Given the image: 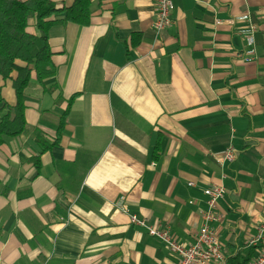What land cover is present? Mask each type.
Listing matches in <instances>:
<instances>
[{
    "label": "crops",
    "instance_id": "obj_1",
    "mask_svg": "<svg viewBox=\"0 0 264 264\" xmlns=\"http://www.w3.org/2000/svg\"><path fill=\"white\" fill-rule=\"evenodd\" d=\"M156 4L103 0L89 26L50 29L57 74L31 79L26 129L0 145V264H179L129 215L191 245L215 183L224 254L251 253L264 220V0H174L159 34ZM246 13L252 62L234 26L216 24ZM15 78L0 76L8 105Z\"/></svg>",
    "mask_w": 264,
    "mask_h": 264
},
{
    "label": "trees",
    "instance_id": "obj_2",
    "mask_svg": "<svg viewBox=\"0 0 264 264\" xmlns=\"http://www.w3.org/2000/svg\"><path fill=\"white\" fill-rule=\"evenodd\" d=\"M102 2L72 0L70 6H64L51 0H0V76L5 81L12 80L16 73L12 82L14 105L4 101L0 87V145L6 138L19 137L26 129L24 95L31 79L35 77L42 83L57 74L49 45L50 29L68 24L89 26L92 14ZM32 20L36 34L28 32ZM72 100L73 97L70 104ZM64 127L62 120L53 144L42 143L44 151L58 144ZM252 253L251 250L244 257L239 253L225 256L229 264H247Z\"/></svg>",
    "mask_w": 264,
    "mask_h": 264
},
{
    "label": "built area",
    "instance_id": "obj_3",
    "mask_svg": "<svg viewBox=\"0 0 264 264\" xmlns=\"http://www.w3.org/2000/svg\"><path fill=\"white\" fill-rule=\"evenodd\" d=\"M173 11L174 0H157L155 20L152 25L157 34L171 27ZM216 24L234 26L236 34L244 39L247 46L242 55L244 62H252L256 59L255 34L258 28L249 13L226 21L218 20ZM234 160L235 152L233 149H229L224 153L222 163ZM193 185V183H189V186ZM202 192L207 199L206 206L200 212L201 225L195 235V241L191 245L180 244L168 230L153 227L146 220L140 219L134 214L129 215L130 223L145 229L148 235L164 243L169 251L179 258V264H229L219 236L213 227V223L221 220L216 209L218 202L226 196V188L221 183H215L203 188ZM124 202V198L120 197L115 206L129 214ZM246 245L253 250V255L247 264H264V220L259 224L257 233L247 241Z\"/></svg>",
    "mask_w": 264,
    "mask_h": 264
},
{
    "label": "rangeland",
    "instance_id": "obj_4",
    "mask_svg": "<svg viewBox=\"0 0 264 264\" xmlns=\"http://www.w3.org/2000/svg\"><path fill=\"white\" fill-rule=\"evenodd\" d=\"M247 246V245H246Z\"/></svg>",
    "mask_w": 264,
    "mask_h": 264
}]
</instances>
